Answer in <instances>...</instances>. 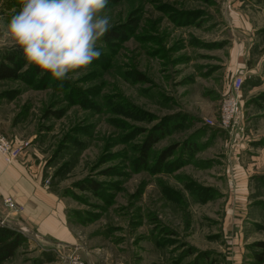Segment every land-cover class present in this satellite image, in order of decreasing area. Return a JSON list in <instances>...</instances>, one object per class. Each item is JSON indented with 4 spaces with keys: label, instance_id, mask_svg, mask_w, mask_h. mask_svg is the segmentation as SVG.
<instances>
[{
    "label": "rangeland",
    "instance_id": "obj_1",
    "mask_svg": "<svg viewBox=\"0 0 264 264\" xmlns=\"http://www.w3.org/2000/svg\"><path fill=\"white\" fill-rule=\"evenodd\" d=\"M20 5L0 0V65L26 63L4 35ZM101 15L86 70L0 81V134L64 201L77 246L0 222L21 235L2 264H262L264 0H110ZM241 36L253 68L224 130Z\"/></svg>",
    "mask_w": 264,
    "mask_h": 264
},
{
    "label": "clouds",
    "instance_id": "obj_2",
    "mask_svg": "<svg viewBox=\"0 0 264 264\" xmlns=\"http://www.w3.org/2000/svg\"><path fill=\"white\" fill-rule=\"evenodd\" d=\"M108 0H21L7 22L6 44L19 50L24 67L63 81L86 70L101 56L97 41L108 31L101 15Z\"/></svg>",
    "mask_w": 264,
    "mask_h": 264
},
{
    "label": "crops",
    "instance_id": "obj_3",
    "mask_svg": "<svg viewBox=\"0 0 264 264\" xmlns=\"http://www.w3.org/2000/svg\"><path fill=\"white\" fill-rule=\"evenodd\" d=\"M249 41L248 36H241L236 44L232 68L236 76L245 75L253 68ZM9 199L17 211L7 206ZM66 209L64 201L44 182L41 168L28 152L20 153L11 165L0 154V219L47 245L77 250Z\"/></svg>",
    "mask_w": 264,
    "mask_h": 264
},
{
    "label": "built area",
    "instance_id": "obj_4",
    "mask_svg": "<svg viewBox=\"0 0 264 264\" xmlns=\"http://www.w3.org/2000/svg\"><path fill=\"white\" fill-rule=\"evenodd\" d=\"M244 85L243 76H237L235 79L231 81V84L228 89V97L224 101L221 110H220V119L219 124L220 127L224 130L229 129L237 114L240 112V95ZM0 154L4 158L5 162L9 165L13 164L19 153L17 149H15L12 144L0 134ZM7 206L17 211L16 205L12 202V200H7ZM0 222L5 225H9L4 219H0ZM71 264H88L87 262L80 261L77 257L71 258Z\"/></svg>",
    "mask_w": 264,
    "mask_h": 264
},
{
    "label": "trees",
    "instance_id": "obj_5",
    "mask_svg": "<svg viewBox=\"0 0 264 264\" xmlns=\"http://www.w3.org/2000/svg\"><path fill=\"white\" fill-rule=\"evenodd\" d=\"M110 1V0H108ZM112 32V31H111ZM110 32L111 37H117V35ZM109 38V37H108ZM9 59V65H0V81L4 80H16L21 78L20 71L24 67L23 65H19L14 61L13 58ZM158 138H153L152 136L148 139L145 145L141 149V155L144 158H148L153 145L157 142ZM21 239L20 233L16 230H11L9 228H1L0 227V264H2L5 260L9 259L13 256L15 250L18 247L19 240ZM259 260L262 264H264V258L259 257Z\"/></svg>",
    "mask_w": 264,
    "mask_h": 264
}]
</instances>
